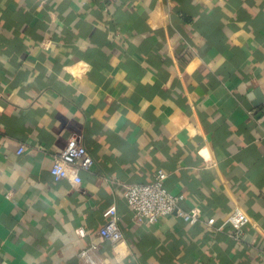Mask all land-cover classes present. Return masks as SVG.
Instances as JSON below:
<instances>
[{"label": "crops", "instance_id": "crops-1", "mask_svg": "<svg viewBox=\"0 0 264 264\" xmlns=\"http://www.w3.org/2000/svg\"><path fill=\"white\" fill-rule=\"evenodd\" d=\"M72 135L82 191L51 175ZM159 170L203 222L135 219L124 186ZM237 208L241 240L206 228ZM92 244L97 264H264V0H0V264Z\"/></svg>", "mask_w": 264, "mask_h": 264}, {"label": "built area", "instance_id": "built-area-1", "mask_svg": "<svg viewBox=\"0 0 264 264\" xmlns=\"http://www.w3.org/2000/svg\"><path fill=\"white\" fill-rule=\"evenodd\" d=\"M24 152V148L18 149V153ZM94 165L93 158L88 154L81 141L80 135H72L63 151L54 159L51 168V175L55 182L67 180L74 185L78 191H82L81 171H88ZM168 173L159 170L151 183L127 184L124 186V199L129 209L134 213L135 219L139 223L156 224L161 219L176 215L187 223L203 222V213L200 209L194 208L186 211L181 207L184 195L173 194L166 187ZM120 217L115 209L107 213L105 225L99 229L98 235L104 242L116 244L123 240V233L119 225ZM251 222L250 215L242 209H235L229 217L220 225L216 226V219L210 218L205 223L207 229L215 228L222 230L229 226L232 229L230 237L236 241L241 240L244 227ZM75 234L85 238L87 233L83 228H77ZM95 245L85 251L80 256L89 264H97L92 258Z\"/></svg>", "mask_w": 264, "mask_h": 264}]
</instances>
